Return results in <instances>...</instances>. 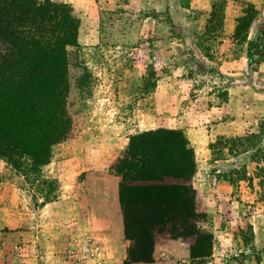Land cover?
<instances>
[{
    "label": "rangeland",
    "instance_id": "obj_1",
    "mask_svg": "<svg viewBox=\"0 0 264 264\" xmlns=\"http://www.w3.org/2000/svg\"><path fill=\"white\" fill-rule=\"evenodd\" d=\"M48 1L76 25L70 129L31 183L0 159V264H76L87 239L101 264H264V0L201 10L185 0ZM249 5L257 34L226 36V14L235 20ZM158 129L181 132L192 150L194 233L209 256L198 257L194 235L163 233L180 248L155 255L153 240L147 263H129L112 169L129 138Z\"/></svg>",
    "mask_w": 264,
    "mask_h": 264
},
{
    "label": "trees",
    "instance_id": "obj_2",
    "mask_svg": "<svg viewBox=\"0 0 264 264\" xmlns=\"http://www.w3.org/2000/svg\"><path fill=\"white\" fill-rule=\"evenodd\" d=\"M253 9L247 6L234 20L232 38L244 32L246 39ZM75 35V21L64 5L0 0V159L24 182L35 180L70 129L67 49L75 47ZM251 56L248 47L246 58ZM81 72L83 78L86 70ZM259 159L264 163V154ZM112 170L129 263H147L154 236L163 233L192 234L198 257L209 256L194 233L199 218L189 185L194 161L181 132L158 129L129 138ZM258 172L264 182V165ZM205 237L210 242L211 234Z\"/></svg>",
    "mask_w": 264,
    "mask_h": 264
},
{
    "label": "crops",
    "instance_id": "obj_3",
    "mask_svg": "<svg viewBox=\"0 0 264 264\" xmlns=\"http://www.w3.org/2000/svg\"><path fill=\"white\" fill-rule=\"evenodd\" d=\"M169 0H165L166 5L168 6ZM181 1V0H178ZM187 3V9H196V10H201V9H205L208 7V0H185ZM251 3H254V0H248ZM230 2V1H229ZM227 3V5H225V9L229 8V4ZM179 3V2H178ZM235 17L230 16V14H226L225 18H224V22H225V35L226 36H230L233 33V29H234V19ZM254 24V20L251 22L248 31V37L254 36L257 34V32L259 31V26H255L253 27ZM251 32V34H250ZM251 35V36H250ZM222 42L225 41L224 38H220L218 39ZM112 181V180H111ZM114 181V180H113ZM116 181V180H115ZM117 182V181H116ZM116 182H112L111 186H110V197H111V202L114 204H117V199H116ZM252 231L254 232V228H252ZM154 243H155V250H154V254L157 255L158 251H161L160 254H163L164 251H167L166 247H170V248H180V244L181 242H176L173 239H170L169 237H167L166 235L163 234H159V235H155L154 236ZM253 243H254V234H253ZM170 245V246H169ZM159 254V253H158ZM185 256L188 257V250L185 249Z\"/></svg>",
    "mask_w": 264,
    "mask_h": 264
},
{
    "label": "built area",
    "instance_id": "obj_4",
    "mask_svg": "<svg viewBox=\"0 0 264 264\" xmlns=\"http://www.w3.org/2000/svg\"><path fill=\"white\" fill-rule=\"evenodd\" d=\"M76 257V264H101L98 247L89 239L78 244Z\"/></svg>",
    "mask_w": 264,
    "mask_h": 264
}]
</instances>
